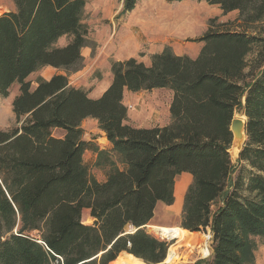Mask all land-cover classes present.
Instances as JSON below:
<instances>
[{
	"label": "trees",
	"instance_id": "trees-1",
	"mask_svg": "<svg viewBox=\"0 0 264 264\" xmlns=\"http://www.w3.org/2000/svg\"><path fill=\"white\" fill-rule=\"evenodd\" d=\"M12 1L15 9L0 14V96L16 84L20 93L16 126L0 129V264H114L125 253L162 264L171 245L146 227L160 203L174 204L184 173L193 180L181 228L210 229L206 263L255 264L253 239L264 240V0H167L204 1L238 17L212 19L197 58L167 47L150 66L112 62L99 99L69 80L90 44L86 0ZM140 1L124 0L122 14ZM48 67L63 73L32 88L30 76ZM155 89L173 92L171 124L128 125L125 93ZM237 115L247 118V142L235 165ZM87 119L98 122L111 154L83 139ZM87 151L98 154L104 181L91 175ZM243 164L250 169L233 180Z\"/></svg>",
	"mask_w": 264,
	"mask_h": 264
},
{
	"label": "rangeland",
	"instance_id": "rangeland-1",
	"mask_svg": "<svg viewBox=\"0 0 264 264\" xmlns=\"http://www.w3.org/2000/svg\"><path fill=\"white\" fill-rule=\"evenodd\" d=\"M123 1L86 0L83 23L89 28L90 44L87 50L82 52L88 54L83 69L79 74H72L69 77L72 86H80L89 94H100L108 81L113 79L111 64L117 61L118 57H121L122 41H130L140 46L138 53H136L140 58H145L151 51L162 47L163 50L167 47L171 48L175 54L197 55L203 47V44L197 41L208 30L212 19H217L219 24L231 23L238 17V12L225 15L218 6L209 5L204 1L171 3L167 0H141L135 10L128 14H122ZM14 9L15 5L12 0H0V14ZM68 41V38H63L60 43L64 45ZM139 57L136 60L142 62ZM150 65L148 63L146 66ZM59 73L63 72L53 68H43L31 75L28 81L32 83V88H35L39 78L48 80ZM19 93V86L16 84L12 86L7 97L0 96V129L2 130H9L16 126L13 101ZM171 94L172 91L169 89L138 95L135 93L130 94L127 100V103H129L127 104L128 116L130 117L127 123L132 124L131 126H147L154 124L158 119H162L169 105H171ZM87 127L88 130L98 128L92 125ZM54 134L56 137H62L64 132L57 130ZM97 137L98 135L95 134L93 139ZM101 143L105 146L106 139L102 140ZM111 150L105 151L111 154ZM98 159V156L95 160L89 158V156L85 158V164L89 167L91 175L96 179L101 177L103 173L102 168L96 167ZM233 160L236 163L237 156ZM242 167L243 170L241 169L234 174L233 180L250 169L246 164H243ZM182 176H179L177 181L180 182ZM180 187L181 184L179 183L176 192L177 198L182 193ZM84 219L87 220L86 214ZM166 219L170 222L167 227L181 228L182 218H178L175 214L159 212L155 221L161 222ZM155 221L146 227L147 232L156 239L169 243L171 250L176 246L175 254L179 257L176 260L178 264H198L202 262L205 264L211 261L213 253L210 229L206 233H197L199 238L192 245L187 232L183 228L181 229L185 234L180 240L169 241L164 239L160 231H154V226L159 227ZM253 244L255 246V264H264V240L255 238ZM204 249L208 250L206 256L203 254Z\"/></svg>",
	"mask_w": 264,
	"mask_h": 264
},
{
	"label": "crops",
	"instance_id": "crops-1",
	"mask_svg": "<svg viewBox=\"0 0 264 264\" xmlns=\"http://www.w3.org/2000/svg\"><path fill=\"white\" fill-rule=\"evenodd\" d=\"M60 42H59L60 46H64V45H61ZM121 47H122L121 57H118L117 58V61H125V60H129L131 58L137 59L139 57L138 54H136V53H138L140 46H138L136 43H131L130 41L129 42L122 41V46ZM85 50H87V48H84L82 50V52L85 51ZM162 52H163V47L162 48H156L155 50L151 51L150 54L146 55L145 58H140V57L139 58L146 65H148V63L150 65V63H151V57L153 55L160 54ZM176 54H178V53H176ZM87 55L88 54H85V53L83 54L82 53V56L84 57V59H87ZM178 55H180V56L188 55V56H190L192 58H197L199 54H197V55L196 54L190 55L188 53H180ZM122 56H125V57H122ZM48 68H50V67H48ZM77 73L79 74L80 71L77 72ZM77 73H75V74H77ZM50 79H48V80H50ZM111 83H112V80H109L108 83H107V85L103 89V91L100 94H97V95H93L91 93L89 94L88 91L82 89L80 86H73V87H76L78 89H82V90L86 91L88 93L89 97L92 98V99H99L106 92V90L110 87ZM70 85L72 86L71 83H70ZM160 90H163V89H155V90H153L151 92H158ZM140 93H146V92H140ZM140 93H135V94L138 95ZM130 94H133V93L126 92L125 95H124V104L126 106H127V104H129V103H127V100L130 97ZM170 96H171L170 98H171V102H172L173 92H172V94ZM127 124L130 125V126L132 125V124H129V122ZM170 124H171V114H170V105H169L168 110H166V112L162 116V119L156 120V122L154 124H149L147 126H140L139 125V126H133V127H136V128H153V127H165V126H168ZM89 125L97 126L98 127V122L96 120H94V119H87V120H85L83 122V124H82V128L84 130L83 139L85 141H87V142H92L100 150H110V149H112V145L107 140L105 133L102 132L99 128H96V129L95 128L94 129L92 128V129L88 130V127L87 126H89ZM95 134H97L98 137L93 139V136H95ZM104 139H106V141H107V143H106L105 146H103L102 143H101V141L104 140ZM106 147H108V148L106 149ZM87 156H89V158H94V160H95L97 158L98 154L97 153H94L92 151H87L85 153V155H84V162H86L85 158ZM182 175H181L182 176L181 181L180 182L179 181H176V186H175V202H174V204L171 205V206H168V205H165L163 203H160L158 205L157 209H156L155 216H154V218L152 219L151 222L155 221L156 215L159 212L175 214L176 216H178V218L181 219V215L182 214H180V213L182 212L181 210L183 209L184 197H185V194H186V192L188 190L189 184H191L192 183V180H193V178H192V176L190 174L184 173ZM97 180L100 181V182L104 181L105 180V174L102 173L101 177H98ZM179 183L181 184L180 191L182 190L181 191L182 193L179 196V198H177L176 192H177V185ZM155 222L159 225V228L160 227H167V226L170 225V222L167 219L166 220H162L161 222H157V221H155ZM187 235H188V237H189L190 242H191L192 245H194L195 244L194 242L196 241V239L199 238V235L197 233H193L192 234V233L187 232Z\"/></svg>",
	"mask_w": 264,
	"mask_h": 264
},
{
	"label": "bare ground",
	"instance_id": "bare-ground-1",
	"mask_svg": "<svg viewBox=\"0 0 264 264\" xmlns=\"http://www.w3.org/2000/svg\"><path fill=\"white\" fill-rule=\"evenodd\" d=\"M154 231H160L161 236L164 239L169 241H178L182 238L185 232L181 228L175 227H153ZM176 247V246H175ZM175 247L169 249L167 259L164 261V264H178L176 260H178L177 254H175ZM203 254L206 256L208 254V250L204 249ZM114 264H145L142 260L137 259L131 255L124 254L122 255Z\"/></svg>",
	"mask_w": 264,
	"mask_h": 264
},
{
	"label": "water",
	"instance_id": "water-1",
	"mask_svg": "<svg viewBox=\"0 0 264 264\" xmlns=\"http://www.w3.org/2000/svg\"><path fill=\"white\" fill-rule=\"evenodd\" d=\"M231 132L233 134V141L229 153L234 163V157L237 156L238 160L239 154L242 152L247 142V118L245 116L237 115L232 120ZM234 164L236 165L237 161Z\"/></svg>",
	"mask_w": 264,
	"mask_h": 264
},
{
	"label": "built area",
	"instance_id": "built-area-1",
	"mask_svg": "<svg viewBox=\"0 0 264 264\" xmlns=\"http://www.w3.org/2000/svg\"><path fill=\"white\" fill-rule=\"evenodd\" d=\"M162 238V237H161ZM163 239V238H162Z\"/></svg>",
	"mask_w": 264,
	"mask_h": 264
}]
</instances>
